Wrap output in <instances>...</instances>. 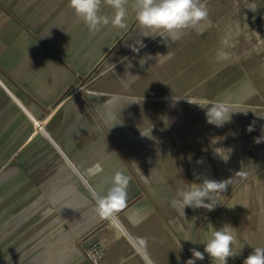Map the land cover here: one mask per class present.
I'll use <instances>...</instances> for the list:
<instances>
[{
  "label": "crops",
  "instance_id": "0c3cea01",
  "mask_svg": "<svg viewBox=\"0 0 264 264\" xmlns=\"http://www.w3.org/2000/svg\"><path fill=\"white\" fill-rule=\"evenodd\" d=\"M131 3L126 29L93 34L70 0H0V264H94L95 241L105 246L97 264H187L225 224L243 245L228 264L264 247V125L209 124L205 108L264 112V73L231 72L247 11L207 0L205 20L165 41L140 27ZM87 78L90 106L74 88ZM142 93L161 102L137 104ZM118 170L132 177L126 207L102 219L93 192ZM204 179L230 184L213 210L181 215L170 201ZM204 257L196 264H212Z\"/></svg>",
  "mask_w": 264,
  "mask_h": 264
},
{
  "label": "clouds",
  "instance_id": "9594fccd",
  "mask_svg": "<svg viewBox=\"0 0 264 264\" xmlns=\"http://www.w3.org/2000/svg\"><path fill=\"white\" fill-rule=\"evenodd\" d=\"M129 4L130 0H70V7L82 18L88 30L93 34L109 24L118 29H126ZM103 5L112 9L111 17L102 14ZM131 7L135 11V19L140 27L155 31L165 41L169 38L171 40L180 38L186 29L196 26L209 15L207 0H132ZM247 8L255 12L257 5L252 2L247 5ZM143 35L148 36L147 33ZM141 47H143L142 44ZM133 50L138 51L135 48ZM188 101L202 106L190 99ZM205 108L208 123L216 126L230 121L231 114L236 111L233 110V105L223 100L213 101L210 107ZM251 130L250 127L249 131ZM259 142L260 139H257V143ZM101 170L100 164H96L87 169V172L94 176ZM131 180L132 177L125 171L118 170L106 181V184L110 185L106 191L93 192V199L96 202L95 211L99 217L110 220L126 207ZM228 184L230 180L218 182L204 179L202 184L193 183L187 190L177 192L178 198L170 201L171 206L181 215H185L186 207L205 208L211 211L219 203L218 196L226 190ZM205 200L211 202L205 203ZM184 240L195 243L187 236ZM140 243L146 246L147 239H141ZM204 243L203 253L195 248L191 249L194 258L188 259L187 264H196L197 260H204V253L211 258L212 264H228V259L240 255L243 248V245L237 248V233L228 224L219 230L213 228ZM243 264H264V247H255Z\"/></svg>",
  "mask_w": 264,
  "mask_h": 264
},
{
  "label": "rangeland",
  "instance_id": "374dc122",
  "mask_svg": "<svg viewBox=\"0 0 264 264\" xmlns=\"http://www.w3.org/2000/svg\"><path fill=\"white\" fill-rule=\"evenodd\" d=\"M252 2L257 5V10L255 12L247 8V5ZM236 6L241 8L243 13L247 11V15L241 17V30L239 36L235 40L233 39V47L230 48L233 59L231 72L233 74L238 73L237 75H244V73H264V0H236ZM258 81L259 80H257V82ZM188 83H190V81H188ZM153 85L156 86V83ZM95 86L96 80L87 78L75 84L74 88H82L83 94L81 98L83 102L90 106L95 103V95L93 94ZM140 87V92H144L143 86ZM152 92L154 91L152 90ZM159 98L160 97L156 95H143L142 93V95L136 97V103L140 105L144 103L157 104L161 102ZM184 98L188 99L192 97L185 96ZM262 102H264V98ZM155 114V116L159 118L160 113ZM137 115L143 116L144 112H138ZM200 115V119H202V112ZM231 116V121H239L240 124L249 121V123H251V131L253 132L261 130L262 125H264V112H233ZM234 116H236V118ZM249 128L247 127V132H251ZM234 132L235 129H232L226 133L231 137L235 135Z\"/></svg>",
  "mask_w": 264,
  "mask_h": 264
},
{
  "label": "built area",
  "instance_id": "2783aa9c",
  "mask_svg": "<svg viewBox=\"0 0 264 264\" xmlns=\"http://www.w3.org/2000/svg\"><path fill=\"white\" fill-rule=\"evenodd\" d=\"M105 252V246L101 241H95L90 244L86 251V255L90 261H92L94 264H97V262L102 258Z\"/></svg>",
  "mask_w": 264,
  "mask_h": 264
}]
</instances>
